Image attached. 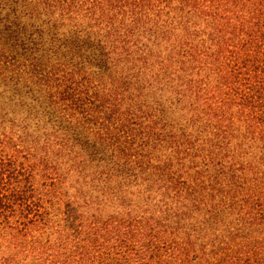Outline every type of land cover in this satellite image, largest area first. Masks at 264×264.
<instances>
[{"label":"trees","instance_id":"trees-1","mask_svg":"<svg viewBox=\"0 0 264 264\" xmlns=\"http://www.w3.org/2000/svg\"><path fill=\"white\" fill-rule=\"evenodd\" d=\"M0 248L264 264V0H0Z\"/></svg>","mask_w":264,"mask_h":264},{"label":"rangeland","instance_id":"rangeland-1","mask_svg":"<svg viewBox=\"0 0 264 264\" xmlns=\"http://www.w3.org/2000/svg\"><path fill=\"white\" fill-rule=\"evenodd\" d=\"M8 94V95H7ZM2 96H7L6 99V103L3 105L5 109H11V107H13L14 103H16V105H18L19 103L23 102L25 105H27V101H30L29 97H27L26 95H23V94H18V93H14V94H9V93H2ZM24 109V110H23ZM26 108H22L19 109L18 106L14 109V112L13 114L15 115L16 118H23L26 114V111L27 109L25 110ZM28 122H33L32 119H28ZM32 125V124H30ZM35 181L37 182L38 179L36 178ZM1 250V248H0Z\"/></svg>","mask_w":264,"mask_h":264}]
</instances>
